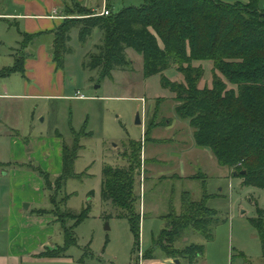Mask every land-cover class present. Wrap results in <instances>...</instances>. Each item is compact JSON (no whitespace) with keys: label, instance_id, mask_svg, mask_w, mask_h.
Wrapping results in <instances>:
<instances>
[{"label":"rangeland","instance_id":"rangeland-1","mask_svg":"<svg viewBox=\"0 0 264 264\" xmlns=\"http://www.w3.org/2000/svg\"><path fill=\"white\" fill-rule=\"evenodd\" d=\"M107 2L106 7L112 15L124 8L143 5V0ZM79 12L73 15L83 17L87 14ZM10 29L6 24H0V69L13 66L9 50L15 46L14 40L18 37ZM101 39L102 33L98 29L93 30L84 43L79 41L76 28L70 32L71 53L65 56L60 69L67 99L19 98L22 76L13 73L0 79V95L14 96L0 98V257L4 258L0 263L51 264L41 261L48 258L41 257L40 252L34 257L24 256L17 260L7 258V255L19 250L30 252L37 247L41 250L44 234H48L46 240L52 246L62 247L60 223L63 222L66 227H73L76 246L69 248L67 261L61 264H139L164 227L159 213H166L169 205L177 212L183 191H187L193 201L201 199L199 179L171 177L184 171L186 175L206 174L207 192L216 195L208 202L216 211V224L212 226L210 241L189 229L176 246L183 248L195 244L203 247L201 256L192 264H264L258 235L250 224L256 217V208L264 209V191L244 186L241 178L232 176L231 171L220 167L208 152L194 146L191 128L185 121L175 118V103L170 92L161 86L162 78L180 82V74L170 67L163 75L146 77L143 54L128 49L126 55L130 66L127 71L114 70L109 77L100 80L99 72L86 69L84 63L86 55L95 52ZM50 40L52 36L39 41ZM20 41L22 44L15 48L16 55L26 43L25 39ZM195 64L204 72L199 87L210 86L212 63ZM32 84L39 88L34 80ZM77 94L83 99L68 98ZM137 116L140 124L136 123ZM151 119L160 125L152 131L151 138L164 143L147 142L140 153L142 163L154 158L158 164L148 167L150 179L146 183L143 184V178L149 176L145 174V166L136 179L137 183L140 181L136 187L137 194L140 189L142 197L140 211L142 217L145 215L137 250L126 221L104 220L100 183L103 167L126 165L123 156L130 151L128 142L143 139L146 122ZM61 144L69 150L77 148L72 168L74 178L68 179L61 191L54 188L48 191L34 169L48 173L51 181L59 176L62 166L57 154ZM44 149L52 155H43ZM49 199L54 206L50 205ZM64 206L73 213L86 210L87 215L79 223L62 218ZM39 209L51 211V214L34 215L33 211ZM14 234H18L16 239ZM154 253L161 256L158 251ZM158 261V264H167L161 258ZM179 262L188 264L185 260Z\"/></svg>","mask_w":264,"mask_h":264},{"label":"trees","instance_id":"trees-1","mask_svg":"<svg viewBox=\"0 0 264 264\" xmlns=\"http://www.w3.org/2000/svg\"><path fill=\"white\" fill-rule=\"evenodd\" d=\"M261 1L143 0L141 7L124 8L116 15L110 12L107 17L95 16L93 11L73 4L67 8L71 17L79 11L87 14L65 19L50 32L26 34L18 31L20 40H26L24 49L19 55L14 50L13 66L0 69V79L13 73L23 76L24 61L34 56L40 44L46 45L56 68L62 69L65 56L71 53L70 32L76 28L79 41L84 43L92 31L98 29L102 33L101 43L95 46V52L86 55V69L97 70L100 80L109 77L114 70L127 71L130 66L126 55L128 49L143 54L146 77L163 75L174 67L181 81L170 82L162 78L161 86L170 92L175 103V118L185 121L191 128L194 146L208 152L220 167L231 171L232 176L241 178L244 186L264 191V0L262 6ZM50 36L49 42L39 41ZM20 40L17 46L22 44ZM202 61L212 63L210 86L199 87L204 72L195 63ZM159 126L153 119L148 120L143 139L128 142L130 151L123 156L124 167L105 166L102 169L103 218L126 221L137 250L142 197L140 189L137 194L140 181L137 183L136 179L143 166L146 170L151 164H158L156 160L142 163L140 153L147 142L164 143L151 138L152 131ZM76 149L69 150L62 145V172L53 181L48 173L34 169L45 189L54 188L59 192L68 179L74 178L72 168L77 158ZM171 177L182 180L176 174ZM186 179L201 181V199L193 201L190 194L183 191L179 210L176 212L171 205L167 207V212L159 216L164 227L153 239L152 249L142 255L143 259L155 258L154 252L158 251L164 258L192 264L201 256L203 247L190 244L178 248L177 241L189 229L207 241L211 240L216 211L208 202L216 195L207 192L206 174L198 172ZM146 181L147 178H143V184ZM49 202L54 206L52 200ZM33 214L45 216L51 211L39 209ZM86 215V210L73 213L64 206L60 217L79 223ZM62 223L63 246L43 252L41 257L60 256L76 246L73 227ZM250 224L258 235L264 257V209L256 208V217Z\"/></svg>","mask_w":264,"mask_h":264},{"label":"crops","instance_id":"crops-1","mask_svg":"<svg viewBox=\"0 0 264 264\" xmlns=\"http://www.w3.org/2000/svg\"><path fill=\"white\" fill-rule=\"evenodd\" d=\"M107 1L108 0H0V24H6L8 27L11 28L10 30H12L13 33L18 37V40H14L15 46L11 48L12 51L11 49L9 50L10 56L12 57V55L14 54L17 42H19L20 40L18 31L26 34H37L42 32L54 31L57 27L61 25L63 20L71 18L67 8L71 7L73 4L78 5L86 10L100 12L104 7L107 6ZM33 80L39 88L35 87L32 84ZM20 88L21 95L17 96L19 98L35 100L67 99L65 96L66 88L64 75L62 73V70L57 69L55 64L51 61L48 51L46 50L45 44H40V46L38 45L34 51V56L28 57L24 61V73L22 76V83L20 85ZM4 97L14 96L0 95V98ZM68 98H76V96ZM57 139V141L60 140L59 138ZM59 147L60 148L58 150L57 155H61L62 144ZM27 149L29 150V148ZM202 152H204V150H202ZM42 154L52 155V153L47 149H44V152ZM184 156L186 155H183V157ZM181 157L179 158V160L181 159ZM155 160L156 159L152 158L149 161ZM148 167L146 169L148 172L147 174L149 176V178H147V181L150 179V172L148 170ZM176 175H178L182 179H186L187 177L193 176L194 174L186 175V173L183 171V173ZM161 214L162 213H159V216ZM142 219H145V215L142 217ZM17 235L18 234L13 235L15 239ZM45 235L46 234H44L41 239L42 242H40L41 250H37V247L36 250L34 249L30 252L22 250L17 251V253L9 252L7 258L17 260V258H21L24 256L32 255V257H34L39 252L40 254H42L46 251L56 250L59 246H52L47 241L48 234L46 236ZM48 245L49 247H45ZM67 252L68 250L66 251V253ZM66 253L60 256L40 260L42 262H50L51 264H61V262H64L65 260L67 261ZM159 258H161V260H164V262L167 264L180 263L179 261H177L176 263V261H174L173 259L164 258L162 256H155V258L149 260H145L141 257L139 260V264H158ZM0 260L4 261L2 255L0 257ZM0 264L7 263L1 262Z\"/></svg>","mask_w":264,"mask_h":264},{"label":"built area","instance_id":"built-area-1","mask_svg":"<svg viewBox=\"0 0 264 264\" xmlns=\"http://www.w3.org/2000/svg\"><path fill=\"white\" fill-rule=\"evenodd\" d=\"M109 14H110V11H109V9L106 8V7H104V8L102 9V11H100V12H94V15H95V16H106V17H107ZM76 98H77V99H83V96L77 94Z\"/></svg>","mask_w":264,"mask_h":264},{"label":"water","instance_id":"water-1","mask_svg":"<svg viewBox=\"0 0 264 264\" xmlns=\"http://www.w3.org/2000/svg\"><path fill=\"white\" fill-rule=\"evenodd\" d=\"M136 123L137 124H140V120H139V117L138 116L136 117ZM176 263H177V261H176Z\"/></svg>","mask_w":264,"mask_h":264}]
</instances>
